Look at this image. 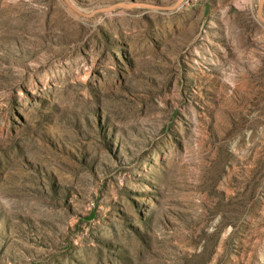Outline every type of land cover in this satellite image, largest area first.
Returning a JSON list of instances; mask_svg holds the SVG:
<instances>
[{
  "label": "rangeland",
  "instance_id": "obj_1",
  "mask_svg": "<svg viewBox=\"0 0 264 264\" xmlns=\"http://www.w3.org/2000/svg\"><path fill=\"white\" fill-rule=\"evenodd\" d=\"M0 0V264H264V0Z\"/></svg>",
  "mask_w": 264,
  "mask_h": 264
},
{
  "label": "water",
  "instance_id": "obj_2",
  "mask_svg": "<svg viewBox=\"0 0 264 264\" xmlns=\"http://www.w3.org/2000/svg\"><path fill=\"white\" fill-rule=\"evenodd\" d=\"M261 5H262V0L260 1V4H259V9H258V14L260 15V11H261Z\"/></svg>",
  "mask_w": 264,
  "mask_h": 264
}]
</instances>
